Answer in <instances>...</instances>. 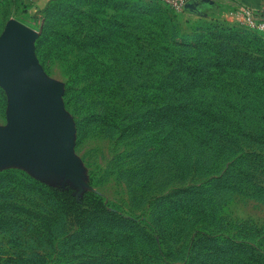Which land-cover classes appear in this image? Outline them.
I'll list each match as a JSON object with an SVG mask.
<instances>
[{"label":"rangeland","instance_id":"obj_1","mask_svg":"<svg viewBox=\"0 0 264 264\" xmlns=\"http://www.w3.org/2000/svg\"><path fill=\"white\" fill-rule=\"evenodd\" d=\"M239 9L226 0L189 2L180 13L159 0H0V38L12 21L33 32L34 60L55 97L52 114L65 131L63 136L56 134L55 142L64 141L66 147L55 157H45L42 170L49 169L50 180L62 189L70 188L76 200L92 199L99 214L108 212L129 222L109 231L110 240L128 235L135 240L138 235L156 242L164 239L174 248L182 246L173 252L177 259L172 258L171 264H185L180 258L191 256L192 246L195 253L202 251L204 245L192 241L202 242L206 232L195 226L190 227L189 238L179 235L181 220L200 225L206 218L205 224L209 209H214L216 221L224 223V236L239 242L260 241L251 232L264 230V201L242 187L215 193V179L231 169L224 161L215 163L216 138L208 131L218 122L223 130L237 126L256 138L254 143L240 135L244 132L235 136L241 147L238 153H248L241 155L240 166L254 167L264 156L260 144L264 141L260 136L264 133V63L254 60L256 69H247L252 45L264 43V33L240 23ZM164 80L193 82L195 88L183 97L194 100L190 112H203L204 119L190 118V133L172 131L166 140L161 138L165 128H157V123L127 131L133 124L127 110L138 106L126 105V99L158 95L160 89L152 87ZM134 81H150L151 86L129 84ZM9 118V99L0 89V130L8 128ZM201 140L207 145L203 147ZM24 160L41 175L37 156ZM8 168L19 166L0 164L1 170ZM256 181L264 183V170L257 173ZM167 216L172 218L169 230ZM102 222L82 236L89 233L90 240L104 243L106 236L101 237L100 231L106 234L109 229L100 227ZM72 225L66 234L78 231ZM7 240L0 234V264H11L8 260L14 252ZM221 243L222 249L231 245ZM135 249L118 246L115 253L151 264L144 255L152 256L153 248ZM109 251L102 245L88 253L104 256ZM159 252L171 253L164 245ZM70 253L77 262L85 252L74 248ZM238 254L243 260L239 264H256L252 248H240ZM42 255L56 258L48 247Z\"/></svg>","mask_w":264,"mask_h":264},{"label":"trees","instance_id":"obj_2","mask_svg":"<svg viewBox=\"0 0 264 264\" xmlns=\"http://www.w3.org/2000/svg\"><path fill=\"white\" fill-rule=\"evenodd\" d=\"M169 8V7H168ZM170 9V8H169ZM171 10V9H170ZM172 11V10H171ZM173 12V11H172ZM254 52L247 69H256L254 60L259 63H264V43H256L252 45ZM255 55V57H254ZM259 56V57H258ZM243 57H246L244 55ZM240 67V66H238ZM242 69V68H241ZM190 81L164 80L156 83L154 89L159 90L158 95L150 97H134L126 99V105L130 107L137 105L138 108H130L127 111L130 114V122L133 123L127 129H138L144 125L157 123V128H165V133L162 135V140H166L172 135V131H184L190 133L191 127L188 122L190 118L197 120L204 119L203 112H190L189 105H195L193 99L183 97L186 91L195 88V84ZM135 87H143L148 89L151 86L150 81H143L140 83L129 82ZM159 84V85H157ZM157 86V87H156ZM198 88V87H197ZM179 92H181L179 94ZM179 95V96H177ZM145 106V107H144ZM139 110V111H137ZM194 113L197 117H195ZM130 123V124H131ZM208 131L216 138V149L214 154L216 156L217 164L227 163L230 174H224L221 178H216L215 193L219 191L231 192L239 190V187L247 188L252 194L262 201H264V183L255 182L256 175H261L264 170V156L260 157L254 167L240 166L241 155L243 151L238 153L241 149L238 140L235 139L239 132H244L239 127L235 130L228 127L223 130L218 127V122ZM263 132V130H261ZM238 132V133H236ZM127 135V134H126ZM243 137L252 139L254 143L256 138L251 134L241 133ZM264 138V133L260 135ZM205 138V137H204ZM238 141V142H237ZM203 147L205 140H201ZM259 143V142H258ZM262 149L264 150V141H260ZM237 149V151H235ZM248 154V153H246ZM244 154V155H246ZM264 182V181H263ZM243 183L247 185H243ZM249 185V186H248ZM246 186V187H245ZM70 188L62 189L61 186H52L41 181L35 180L28 176L25 172L17 169H7L0 171V234L7 237V243L11 246L13 254L8 260L11 264H138L140 260L136 258L129 259L125 255H118L115 253L118 246H127L135 252L138 246L153 248L152 256H145L146 260L151 264H171L172 258L177 259L175 252L179 247L172 246L166 241L161 240L156 242L153 237L145 235V240L138 238L132 239L128 236L117 237L114 240L109 239V231H116L124 224L129 223L123 219L117 218L111 213L103 212L99 214L93 208L94 201H78L71 194ZM210 210V216L207 219H202V223L198 225L196 221L182 219V226L178 230V234L189 238L190 227L198 228L200 231L205 230L206 234L200 239H194L195 245L203 244L202 251L196 252V247L192 246V255L189 257H181V260H186L185 264H239L243 262L241 255L239 256L240 248H252L257 253L256 264H264V230L261 228H254L251 232L259 236L256 243L249 241L239 242L232 237L224 236L225 226L221 220L216 221L214 209ZM172 211H176L174 208ZM204 215V214H203ZM206 215V214H205ZM168 226L170 229V222L172 218L167 216ZM103 221L100 227H108V233L100 231V236L105 237L104 243L99 241H92L89 237V231L96 227V223ZM75 224L78 231L66 234V230ZM139 227V224H136ZM185 227V230L182 229ZM215 227V229H211ZM142 229V228H140ZM235 229V227H234ZM64 231L63 235H58L56 232ZM83 231H88V234L82 236ZM167 231V230H165ZM81 234V235H80ZM137 234V233H136ZM139 234V233H138ZM166 232L161 233L165 236ZM108 235V237H107ZM134 235V233H133ZM142 237V236H141ZM254 237V235H252ZM61 239V242L59 240ZM173 240L172 236L170 238ZM220 241H224L221 243ZM219 243L228 244L230 247L222 249ZM70 244L71 249L78 248L84 251L81 261L74 262L72 260L71 249L66 248L65 245ZM235 244H239L236 247ZM48 245V246H46ZM105 245L109 248L107 255H91L88 251L94 249L96 246ZM161 245L166 246L171 253L163 254L159 252ZM169 246V247H168ZM51 248V252L55 255V259H49L42 255L45 248ZM88 250H86V249ZM90 248V249H88ZM68 249V251H66ZM182 250V246L180 248ZM178 249V250H179ZM180 251V250H179ZM94 252H97L96 249ZM195 253V255H194ZM135 254V253H133ZM175 256V257H174ZM163 257V258H160ZM83 259V260H82ZM54 260V261H53ZM108 260V263H101V261ZM124 261V262H123ZM133 261V262H132ZM53 262V263H52Z\"/></svg>","mask_w":264,"mask_h":264},{"label":"water","instance_id":"obj_3","mask_svg":"<svg viewBox=\"0 0 264 264\" xmlns=\"http://www.w3.org/2000/svg\"><path fill=\"white\" fill-rule=\"evenodd\" d=\"M33 39L32 31L13 21L0 38V84L10 99L9 126L0 130V137L12 142V136H16L23 150L30 149L31 141L19 134L18 127V120L25 112L41 129L37 141L44 149V156L52 157L66 147L64 141L55 142L56 134L63 136L65 131L52 114L56 109L55 97L36 66Z\"/></svg>","mask_w":264,"mask_h":264},{"label":"crops","instance_id":"obj_4","mask_svg":"<svg viewBox=\"0 0 264 264\" xmlns=\"http://www.w3.org/2000/svg\"><path fill=\"white\" fill-rule=\"evenodd\" d=\"M31 1H33L34 3L47 2V0H31ZM196 1L199 0H191L190 4ZM226 1L234 4L238 8L244 6L250 8H259L264 3V0H226ZM0 89L8 97L7 92L3 89L1 84H0ZM30 102L32 101L30 100L27 104H30ZM25 120H27L29 124ZM24 122H26L28 126L25 127V125L23 124ZM18 127H19V134L31 141V148L23 150L22 147L19 145L18 138L16 136H12V142L6 140L5 137H0V164L6 162H15L19 166V168H15V169L25 172L31 178L41 181L48 185L59 186L57 185L58 184L57 181L50 180L51 178L49 176V169L45 171L42 170V167L45 164L44 163L45 156L43 153L44 149L42 146L38 144L37 141L38 137L41 134V129L33 123L31 117L25 112L23 114V117L18 120ZM3 150H5V152H3ZM31 155L37 156V159H40L39 167H40L41 175L34 173L33 170L30 168V166L27 165L28 162L25 160H24L25 162L23 161L24 157H29ZM53 156L55 157V155ZM8 169H14V168H8ZM2 170H7V169H2ZM2 170L0 169V171Z\"/></svg>","mask_w":264,"mask_h":264},{"label":"built area","instance_id":"obj_5","mask_svg":"<svg viewBox=\"0 0 264 264\" xmlns=\"http://www.w3.org/2000/svg\"><path fill=\"white\" fill-rule=\"evenodd\" d=\"M173 12L180 13L191 0H159ZM238 20L249 28L264 33V3L259 8L241 7L237 12Z\"/></svg>","mask_w":264,"mask_h":264}]
</instances>
